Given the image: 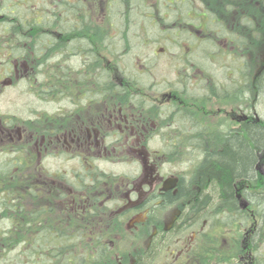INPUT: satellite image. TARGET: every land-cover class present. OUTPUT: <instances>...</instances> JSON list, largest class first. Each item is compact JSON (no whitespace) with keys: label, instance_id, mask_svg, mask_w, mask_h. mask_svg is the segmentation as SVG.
Wrapping results in <instances>:
<instances>
[{"label":"flooded vegetation","instance_id":"obj_1","mask_svg":"<svg viewBox=\"0 0 264 264\" xmlns=\"http://www.w3.org/2000/svg\"><path fill=\"white\" fill-rule=\"evenodd\" d=\"M176 1L0 0V264H15L16 246L27 263L39 254L48 264L65 256L71 264L81 256L84 264H264V211L253 205V183L264 178H235L231 195L200 206L210 201L200 174L206 152L260 121L253 88L241 92L194 65V81L143 83L120 70L112 50L111 31L127 44L148 25H166L168 40L194 26L176 18ZM37 69L45 80L56 74L42 94ZM22 81L50 109L1 99ZM118 151L123 162L111 159ZM191 152L193 166H176ZM118 162L136 171L104 168ZM255 169L263 176L264 160Z\"/></svg>","mask_w":264,"mask_h":264},{"label":"rangeland","instance_id":"obj_2","mask_svg":"<svg viewBox=\"0 0 264 264\" xmlns=\"http://www.w3.org/2000/svg\"><path fill=\"white\" fill-rule=\"evenodd\" d=\"M146 1L149 4L151 2V0ZM178 6L180 7L175 14L176 18H185L183 24H194L195 26L184 27L175 39H166L168 31L166 25H148L144 27L141 32L142 39H137V34L130 32L131 36L127 44L119 41V31L116 33L111 31V36L113 37L112 50H114L115 55L119 56L118 67L125 75L129 77L135 76L136 80L143 83H165L169 85L178 82L182 78H187L186 82H188L189 79L190 81L195 80L194 74L189 73L190 70L188 68L192 65L195 66V63H197L203 67L205 72L214 76L212 77L213 80L219 79L226 84L237 78V70L242 66V63H248L256 72L260 70L264 64V0H188L179 3ZM90 12L92 13V10ZM94 12L98 16L96 8H94ZM202 13L208 14V16L202 18L200 24H204L207 17V22L211 21V18H214L212 14L216 13L223 22L226 21V25L235 35L241 36L242 39L244 38L245 43L233 44L226 38H214V40L209 39L207 41L200 39V41H197L198 39H195V37L197 35L201 36V33H196L199 30V26H196V23L188 18V14L191 17H197ZM208 26L216 29L213 24L209 23ZM104 27L106 28L103 25H95V32H103ZM1 28L0 34L3 33ZM172 28L176 33L179 26L174 25ZM133 30H138L139 32L138 27H134ZM190 31L191 33L189 34ZM2 41L7 43L5 40ZM99 47L101 46L97 45V48ZM219 51L226 53L223 54V52ZM154 54H157V57ZM142 66H145L146 69H143ZM145 70L146 73L141 74ZM36 71L38 72L32 75V78L34 80L35 76H37V83L39 84L44 81V76L41 73V69ZM33 80L32 85H34ZM1 99H11L14 103L21 106L30 102V105L37 108L43 109L46 107L50 109L49 104L44 105L43 102L38 100L37 96L29 93L28 84L24 81L19 82L14 88L6 89ZM241 101L246 106L248 97ZM256 112L258 116L260 115L264 118V98L256 102ZM150 145L157 146L160 144L155 140ZM124 154L118 151L112 154L111 159H119L123 162ZM128 156L132 157L131 154ZM181 157L175 162L179 168H186L189 161H191V166H193L197 161L196 152H191ZM126 161L128 162L129 160L127 159ZM104 168L115 175L126 174L131 176L136 171L135 166L121 162L110 163L109 166ZM84 235L89 234L84 233ZM233 235L236 236V233L234 232ZM229 245L230 241L227 240L224 248L227 249ZM258 247L261 251L264 250L261 245H258ZM37 250L35 248V251ZM80 250L82 251V249ZM23 252L22 246L15 247V264H48V262H41L39 254L34 256L32 254L30 257L32 260L27 263L24 260ZM8 258V254L1 256L2 262H6Z\"/></svg>","mask_w":264,"mask_h":264},{"label":"trees","instance_id":"obj_3","mask_svg":"<svg viewBox=\"0 0 264 264\" xmlns=\"http://www.w3.org/2000/svg\"><path fill=\"white\" fill-rule=\"evenodd\" d=\"M183 2V1H182ZM181 3L180 0L176 1V11L180 6L178 4ZM211 12V11H210ZM212 14V13H209ZM214 18H211V21H205L204 24H200L202 21L201 14L197 17H191V21L196 23V26H199V30L201 36L197 35L195 39L197 41L203 40H214L218 38H226L230 43H245L244 38L241 36L235 35L233 31L228 28L226 25V21H222L219 16L215 13L212 14ZM208 16V14H206ZM215 25L216 29L210 28L208 24ZM194 25V24H193ZM195 26V25H194ZM219 29V30H218ZM218 30V31H216ZM205 39V40H204ZM243 40V41H242ZM242 43V44H243ZM218 50V49H217ZM226 52H223L225 54ZM195 66H199L195 63ZM203 68V67H201ZM237 78L232 79L230 82L239 83V89L242 92L248 89L249 87L253 88L255 93L256 102L262 98H264V64L257 72L254 71L252 66L248 65V63L243 64L237 70ZM47 78L44 81L48 83L56 84V74H46ZM39 83L38 92L42 94V87L44 86L43 82ZM237 85V84H235ZM227 87V88H231ZM225 88L224 92L228 91ZM235 89V87H234ZM240 92V93H241ZM39 98H42V95H39ZM242 99V98H241ZM260 121H257L255 126L244 125V128H241L239 134L234 137L224 136L223 138H216L213 143L214 146H218L219 148L212 150L211 152H206V159L201 166L200 174L203 179L208 180L207 188L209 190V199H204L202 202L200 201V206L212 205L216 198H219V195L227 196L232 194V180L235 178L239 179H258L264 178L260 176L255 167L261 160H264V118L259 115ZM221 147V148H220ZM217 150V151H216ZM253 183V182H252ZM255 190L253 192V205L255 209L264 211V180L263 182L254 181ZM246 194H248L246 192ZM212 198V199H211ZM227 200H224V203ZM259 217V215H258ZM258 233V232H257ZM261 240L257 243V255L258 258L264 260V250L258 247L259 243H263L261 248L264 247V229L260 232ZM58 255L56 254V257ZM57 262V261H56ZM63 264H71L69 259L65 256L63 257ZM79 264H84V257L81 256L79 260Z\"/></svg>","mask_w":264,"mask_h":264},{"label":"water","instance_id":"obj_4","mask_svg":"<svg viewBox=\"0 0 264 264\" xmlns=\"http://www.w3.org/2000/svg\"><path fill=\"white\" fill-rule=\"evenodd\" d=\"M246 205L244 204L243 208L245 207Z\"/></svg>","mask_w":264,"mask_h":264},{"label":"bare ground","instance_id":"obj_5","mask_svg":"<svg viewBox=\"0 0 264 264\" xmlns=\"http://www.w3.org/2000/svg\"><path fill=\"white\" fill-rule=\"evenodd\" d=\"M258 165V164H257Z\"/></svg>","mask_w":264,"mask_h":264}]
</instances>
